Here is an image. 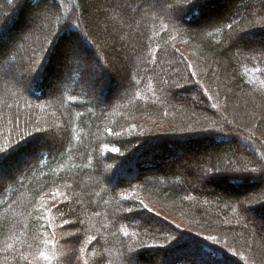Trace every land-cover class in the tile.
<instances>
[{
  "label": "trees",
  "instance_id": "trees-1",
  "mask_svg": "<svg viewBox=\"0 0 264 264\" xmlns=\"http://www.w3.org/2000/svg\"><path fill=\"white\" fill-rule=\"evenodd\" d=\"M4 33L0 264H264V0H0Z\"/></svg>",
  "mask_w": 264,
  "mask_h": 264
},
{
  "label": "rangeland",
  "instance_id": "rangeland-1",
  "mask_svg": "<svg viewBox=\"0 0 264 264\" xmlns=\"http://www.w3.org/2000/svg\"><path fill=\"white\" fill-rule=\"evenodd\" d=\"M21 7V6H20ZM28 29H30V28H27V30ZM13 33H14V31H13ZM13 33H11L10 35H7V37H5L6 36V33H4V35H3V37L2 38H0V52H3V50H4V48L6 47V46H10V48L11 47H13L14 49H17L18 48V45H17V39H15V38H10L11 36H12V34ZM13 39V40H12ZM15 40V41H14ZM19 50H20V48H18ZM182 49V48H181ZM184 52H185V56L186 55H188L189 53H188V51L187 50H184ZM1 60V59H0ZM6 68V66L5 65H0V69H5ZM12 76V75H11ZM8 80H10V81H14L12 78H8ZM8 80H7V82H8ZM51 88V87H50ZM49 92H50V90H48ZM239 147L241 148V149H243V147L245 148L246 146H245V144L243 143V142H240L239 143ZM250 152L251 151H253V148H251L250 150H249ZM159 153H160V151H159ZM198 154V153H197ZM207 155H208V152H207ZM27 156H29V151H26V153H19V155L16 157V158H14V160L13 161H7L8 163H5L4 165H2L1 167L2 168H0V173H8L9 171H13V170H15L16 168H18V164H21V165H23V161H24V159L25 158H27ZM196 156V155H195ZM202 174V172L200 173V175ZM198 175V174H197ZM202 177V176H201ZM153 179V180H152ZM150 180H152V181H154V182H157L158 184H160L161 186L162 185H164L165 184V182H163L162 180H160L159 178H151ZM62 198H63V195L62 194H60V193H58V194H51V195H48V196H46L44 199H42L41 200V204L44 206V207H46V208H48V209H50V208H53V207H55V206H57L59 203H60V201L62 200ZM151 207H152V210L153 211H155L156 213H158V214H160L161 216H163V217H165L164 219H166L165 221H167V222H169V220L170 221H174L175 220V218L177 217V214L176 215H174V212L173 211H170V210H168V208L167 207H164V206H159V205H157V206H155V205H151ZM176 223H178L177 221H175ZM264 223V222H263ZM179 224V223H178ZM68 236V235H67ZM254 247L256 246V243H254V245H253ZM258 247H259V250H261V251H264V241H262L261 242V244L260 245H258ZM257 248V247H256Z\"/></svg>",
  "mask_w": 264,
  "mask_h": 264
},
{
  "label": "snow or ice",
  "instance_id": "snow-or-ice-1",
  "mask_svg": "<svg viewBox=\"0 0 264 264\" xmlns=\"http://www.w3.org/2000/svg\"><path fill=\"white\" fill-rule=\"evenodd\" d=\"M165 2L167 3V0H165ZM168 7H169V9H171V12H169V14H172V12L175 11V8H173V6H172L171 4H169ZM228 28L231 29V28H232V25H228ZM247 38H248V37H247L246 35H239V36L235 37V43L239 46V45H241L242 42L246 41ZM76 47H78V46H70V47L67 49V51H66V56H65V58H66L67 60H71V59L74 57V55H75V51H76ZM2 56H3V53L0 52V57H2ZM89 70H90V69L88 68V66L85 65L83 71L86 73V72H88ZM112 151L115 152V151H119V150L114 148V149H112ZM0 154H2V155H0V163H2L4 157H6V155H7V152H6V150L0 149ZM253 171H255V169H253ZM143 206H144V208H147V205H143ZM127 210H128V211H131V209H127ZM149 211H151V210L149 209ZM64 223L67 224V223H70V222H69V221H65ZM69 235H73V236H75L76 234H75V233H70ZM93 239H94L93 237L89 236V237L87 238L86 244H90V243L92 242ZM208 239H210V240H215L216 237H212V236H210V237H208ZM52 243H53V246H54V245H55V240H53ZM78 251H79V253L81 254V256H83V254H84L85 251H86V248H85V247H80ZM40 256H41L42 258H44V259L50 261V260H52V259L54 258L55 253H53V255H48V254H46V253H44V252H41V253H40ZM133 259H135V258L133 257ZM85 264H87V261H85Z\"/></svg>",
  "mask_w": 264,
  "mask_h": 264
},
{
  "label": "bare ground",
  "instance_id": "bare-ground-1",
  "mask_svg": "<svg viewBox=\"0 0 264 264\" xmlns=\"http://www.w3.org/2000/svg\"><path fill=\"white\" fill-rule=\"evenodd\" d=\"M209 3H210V2H205L204 6H203L204 10H206V11H207V10L209 9V8H208V6H209ZM176 145H177L178 149H181V148H182V146H183L184 144L182 145V144H180V143H177ZM157 148H159V150H161V149H163V145H162V146H160V147H157ZM157 148H156V149H157ZM156 155L158 156V155H159V153H158V154H156Z\"/></svg>",
  "mask_w": 264,
  "mask_h": 264
}]
</instances>
